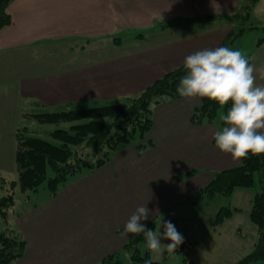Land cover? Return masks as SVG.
<instances>
[{"label":"crops","instance_id":"0c3cea01","mask_svg":"<svg viewBox=\"0 0 264 264\" xmlns=\"http://www.w3.org/2000/svg\"><path fill=\"white\" fill-rule=\"evenodd\" d=\"M246 1L13 0L7 7L11 23L0 30V68L3 72L8 68L3 60L16 63L24 55L32 60L34 54L41 57L51 45L108 37L120 22L145 28L178 17L231 15L245 7L238 8L239 4L251 2ZM255 8L253 5L250 14ZM258 26L246 28L264 30V21ZM237 27V23L212 19L187 27L191 35H183L185 28H178V35L106 60L53 69L38 61H31L29 67L12 65L15 77L10 83L15 85L16 103L38 111L30 115L100 107L141 93L181 66L189 54L221 47ZM260 45L258 51L264 48V41ZM255 74L260 78L259 70ZM200 103V98L180 97L155 105L144 140L118 147L108 163L72 177L54 198L48 195L13 212L17 216L12 228L25 242L24 254L16 264H122L124 245L137 235L126 234L124 226L141 205L149 209L148 219L141 221L144 227L153 223V231L159 227L164 231L163 223L171 222L183 233V243L171 253L180 256L188 250L192 257L180 264H204L199 263L195 242L188 237V232L198 230L193 222L200 221L199 214L189 212L201 199L193 196L215 174L240 161L213 145L217 130L213 123H191ZM165 243L171 241L165 239ZM167 258L164 252L161 261Z\"/></svg>","mask_w":264,"mask_h":264},{"label":"trees","instance_id":"16d2710c","mask_svg":"<svg viewBox=\"0 0 264 264\" xmlns=\"http://www.w3.org/2000/svg\"><path fill=\"white\" fill-rule=\"evenodd\" d=\"M12 1L0 0V30L11 23L7 7ZM251 9L252 6H245L231 15L215 17L202 15L195 18H172L155 26L160 31L185 28L183 35H191V29H186L189 26L212 19H224L237 23L238 26L230 32L222 45L228 47L236 37L250 31V28H246V22ZM195 30L198 31L196 28ZM138 39L144 41L142 36H138ZM261 43L262 40L258 45ZM184 75L186 70L183 63L141 93L116 103L95 108L26 115L27 119L40 125L65 124L68 128L52 131L48 139L32 136L27 128H21L15 133L14 162L17 180L1 181L4 186L8 184L9 189L0 198V264L15 263L25 251L23 238L8 226L7 221L14 207L15 192L18 190L21 195H27L43 187L49 197L54 198L59 188L72 177L84 170L99 169L108 163L118 147L144 140L152 126L153 107L181 97L177 88ZM229 107L230 104L223 108L225 114ZM220 108L213 101L201 99L200 105L192 114L191 123L194 126L211 124ZM222 126L224 125L221 121ZM212 143L215 146L214 139ZM141 147L145 148V144ZM254 187L259 192L252 198L248 218L256 231V243L253 251L234 264H252L264 260V155H249L247 159L240 160L239 166L215 174L209 185L193 196L194 199L212 200L216 196L230 197L237 189L247 190ZM235 211L236 209H219L215 224L223 223ZM145 228L154 230V224L151 223ZM141 245H147L143 233L129 239L124 245L123 251L129 255L130 264H159L151 262L148 251L141 254Z\"/></svg>","mask_w":264,"mask_h":264},{"label":"rangeland","instance_id":"374dc122","mask_svg":"<svg viewBox=\"0 0 264 264\" xmlns=\"http://www.w3.org/2000/svg\"><path fill=\"white\" fill-rule=\"evenodd\" d=\"M248 1V0H247ZM246 1V2H247ZM248 4L241 3L239 7L256 5L254 13L251 12L246 27L252 26L259 27V22L264 21V0H250ZM254 1H258V4H254ZM256 9L258 11L256 12ZM252 10V9H251ZM256 14V18L254 15ZM262 16V17H261ZM260 17V18H257ZM161 20V19H160ZM155 23V22H154ZM159 23V22H158ZM157 24V23H156ZM155 24V25H156ZM116 30L108 37H102L99 39H93L89 43L68 42L63 45H51L49 46L48 53H45L41 57L38 54H34L33 60L28 55L21 56L16 63L3 60V63L7 65V69L3 72L0 68V198L6 195L8 184L6 186L1 184V181L12 182L17 180V174L15 170L14 162V136L17 130L21 128H27L30 134L34 137L41 139H48L49 133L54 130H66L68 125H40L30 119H27L25 115L38 113L36 109L27 105L17 104L15 98V85H11L10 81L14 79V69L10 67L15 65H23L29 67L30 62L34 64L38 61L47 63L45 67L53 69L54 67L67 66L71 67L78 64H86L99 60H106L112 57H116L121 54H125L140 46H153L161 38H168L169 35H178V29L166 30L168 33L160 34V30H157L156 26L150 25L145 28H137L131 26H124L121 22L115 25ZM200 30V29H197ZM138 36L144 37V41L138 39ZM180 37V36H178ZM262 40L264 41V30L261 28H253L250 31L244 33L241 37H236L232 43L228 46L233 50H240L248 58L250 64H253L257 71L264 68V48L258 51L257 44ZM261 46V45H260ZM4 58V57H3ZM6 59V58H4ZM18 64V65H17ZM1 66V61H0ZM38 66V65H36ZM35 66V69H36ZM3 72V73H2ZM2 73V74H1ZM257 84H264V80L257 78ZM105 105V104H103ZM224 113V109H219L213 124L217 128L221 127V113ZM239 166V165H238ZM237 167V166H236ZM255 183H257V176L255 175ZM258 188L253 189H237L230 197L216 196L212 200L201 198L196 201V204L191 208L189 212L199 214L200 221L193 222L197 224L198 230L188 232L189 240L195 242V255L199 259V263L204 264H232L241 260L243 257L253 251V243H255L256 233L249 221V210L251 206L252 198L258 193ZM48 196L45 188H40L35 193H29L27 195H21L17 190L14 195V207L12 212L7 218L8 226L13 227V220L16 214L21 209L30 206V204L39 203ZM29 199V201H25ZM229 208L233 210L237 208L238 212L231 216V220H225L224 225H216L215 216L219 209ZM161 234L164 231H160ZM183 233H181L182 235ZM161 243H165V239L161 236ZM189 249V248H187ZM139 251L143 255L148 251L147 245H141ZM168 253V258L162 260L163 253ZM150 253L151 262L161 264H180L182 259L191 260L192 254L188 256V250H184V253L179 255H173L171 251L163 249L161 252ZM203 258V260H201ZM122 264L129 263V255L123 254L120 258ZM13 264H16L13 263ZM130 264V263H129ZM252 264H264V260L256 261Z\"/></svg>","mask_w":264,"mask_h":264},{"label":"clouds","instance_id":"9594fccd","mask_svg":"<svg viewBox=\"0 0 264 264\" xmlns=\"http://www.w3.org/2000/svg\"><path fill=\"white\" fill-rule=\"evenodd\" d=\"M184 68L186 75L177 88L181 97L208 99L221 109L230 104L226 114L220 116L224 126L213 133L216 148L230 154L234 161L264 155V84L256 83L257 69L245 54L225 46L199 50L185 57ZM259 73L264 80V68ZM148 216L149 209L139 206L126 222L125 233H143L152 252L175 251L184 239L175 225L164 222L161 234L160 227L153 231L141 223ZM161 236L171 243L162 244Z\"/></svg>","mask_w":264,"mask_h":264}]
</instances>
